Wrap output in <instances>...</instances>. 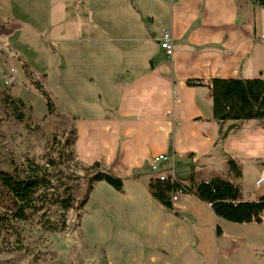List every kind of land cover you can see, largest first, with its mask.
Segmentation results:
<instances>
[{"label":"crops","instance_id":"obj_1","mask_svg":"<svg viewBox=\"0 0 264 264\" xmlns=\"http://www.w3.org/2000/svg\"><path fill=\"white\" fill-rule=\"evenodd\" d=\"M0 21L13 28L6 41L18 31L32 40L34 47L11 48L67 103L77 159L101 161L124 179L120 191L95 183L88 200L98 189L107 198L97 230L115 216L122 246L130 237L139 244L142 230L145 264H264V213L262 222L234 223L188 192L175 193L169 210L150 189L160 175L189 184L194 174L239 184L245 201L264 194L256 185L264 120L220 121L208 86L187 84L264 78V7L255 0H0ZM165 29L172 56L160 43ZM159 154L168 159L154 171Z\"/></svg>","mask_w":264,"mask_h":264},{"label":"rangeland","instance_id":"obj_2","mask_svg":"<svg viewBox=\"0 0 264 264\" xmlns=\"http://www.w3.org/2000/svg\"><path fill=\"white\" fill-rule=\"evenodd\" d=\"M18 32L8 37V41L4 37L7 34H0V97L10 94L24 100L26 106L25 119L20 120L0 102V166L8 170L24 168L28 160L38 163H45L49 158L58 160L62 144L67 138H73L72 117L66 110L67 103L57 102L60 95L52 90L51 78L39 75L31 66H27L26 71L27 62L18 51L34 45L28 36ZM35 80L53 99L55 110L52 113L48 111L46 98L33 83ZM64 164L73 165V162L65 161ZM76 171L81 184L78 197L81 202L87 188L85 173L79 168ZM247 183L248 191H254L249 180ZM104 194L105 191L98 189L85 206L65 212L62 218L65 225L57 231L46 229L35 218L18 222L16 234L11 233L15 230L0 232V264H145L142 259L149 250L142 230H138L141 235L139 244L130 237L127 246L118 245L117 235L121 227L116 226L119 223L115 216L109 218V229L97 230L103 224L95 217L102 212L99 204L107 198H99ZM59 213L53 212L52 218L59 221ZM104 224L107 226L108 222ZM171 262L182 264L180 259L175 258Z\"/></svg>","mask_w":264,"mask_h":264},{"label":"trees","instance_id":"obj_3","mask_svg":"<svg viewBox=\"0 0 264 264\" xmlns=\"http://www.w3.org/2000/svg\"><path fill=\"white\" fill-rule=\"evenodd\" d=\"M264 7V0H255ZM0 27H5L1 25ZM0 34H7L13 29L5 27ZM26 71L28 70L25 65ZM36 88L46 98L49 113L55 110L50 94L38 81H33ZM189 86H208L213 99L214 117L220 121L264 120V78H213L209 81L189 79ZM0 102L12 114L24 120L26 106L24 100L10 94L0 97ZM67 138L62 144L59 159L49 158L45 163L28 160L24 168L8 170L0 166V232L18 233L17 223L28 222L38 218L43 227L57 231L65 225L62 219L65 212L82 208L88 201L95 183L104 181L115 190H122L125 182L120 176L105 170L101 161L92 165H83L76 157L73 145L76 139ZM66 161L73 165L64 164ZM230 168L241 176L238 164L230 159ZM85 173L86 191L79 202L77 169ZM150 189L165 208L174 210L172 197L177 192H188L211 205L214 213L234 223L262 222L264 213V194L257 200H243L239 184L223 177L197 181L193 174L190 183L184 184L178 179L169 177L166 180L153 178ZM54 209V210H53ZM60 212V220L52 218V213ZM63 220V222H61ZM17 229V230H16ZM221 233V230H218Z\"/></svg>","mask_w":264,"mask_h":264},{"label":"built area","instance_id":"obj_4","mask_svg":"<svg viewBox=\"0 0 264 264\" xmlns=\"http://www.w3.org/2000/svg\"><path fill=\"white\" fill-rule=\"evenodd\" d=\"M160 43L162 48L164 49L165 53L168 56H172L175 49H174V41H173V35L170 29H165L162 31ZM14 70V69H13ZM168 159V156L165 154H159L157 156H154L151 162V169L154 171H157L159 166L162 162ZM158 178L161 180H166L169 178L167 175H160ZM256 185L258 187L263 186L264 187V172L259 176V178L256 180ZM174 200L178 199V196H173Z\"/></svg>","mask_w":264,"mask_h":264}]
</instances>
